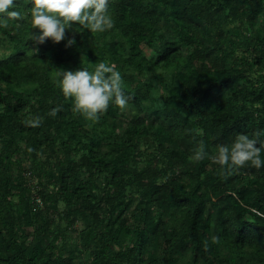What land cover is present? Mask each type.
I'll return each instance as SVG.
<instances>
[{"label":"trees","instance_id":"obj_1","mask_svg":"<svg viewBox=\"0 0 264 264\" xmlns=\"http://www.w3.org/2000/svg\"><path fill=\"white\" fill-rule=\"evenodd\" d=\"M15 3L23 19L0 27V264H74L53 231L58 203L69 226H83L73 241L88 249L86 264H264V167L225 176L190 159L201 141L212 155L237 133L259 131L264 146V0H109L112 29L72 24L78 32L71 25L58 44L36 43L30 0ZM159 24L172 36L149 61L140 44ZM239 44L245 67L235 68ZM83 58L116 65L127 108L110 103L99 122L75 111L52 69L80 70ZM27 171L48 180L42 210L22 192Z\"/></svg>","mask_w":264,"mask_h":264},{"label":"clouds","instance_id":"obj_2","mask_svg":"<svg viewBox=\"0 0 264 264\" xmlns=\"http://www.w3.org/2000/svg\"><path fill=\"white\" fill-rule=\"evenodd\" d=\"M30 23L33 29L39 31V35L32 37L38 44L51 40L58 44L65 40L66 30L72 24L82 26L93 33H104L114 27V20L109 13V0H30ZM15 0H0V27L7 28L9 21L23 19L21 12L16 9ZM74 39H68L65 47H72ZM87 67H81L77 71H66L62 67L53 68L64 97L70 98L74 109L87 121L99 122L106 113L110 103L119 109L128 107L131 97L123 91L124 81L115 64L108 62L90 63L83 58ZM62 109H52L50 116H56ZM40 117L31 121L32 127H39ZM259 131L252 137L248 134H234L230 144H219L215 154L210 155L205 150L203 141L194 149L190 159L194 162H202L205 159L219 167L225 176L244 168L246 165L257 170L264 167L261 152L264 146H258ZM264 215V214H261ZM214 243H219L218 237L212 238ZM204 250H208L207 242Z\"/></svg>","mask_w":264,"mask_h":264},{"label":"rangeland","instance_id":"obj_3","mask_svg":"<svg viewBox=\"0 0 264 264\" xmlns=\"http://www.w3.org/2000/svg\"><path fill=\"white\" fill-rule=\"evenodd\" d=\"M260 23L262 22L261 19L258 20ZM162 28V24H159L157 31H155V33L153 35H151L149 37V39H147L145 42H143L142 44H140V49L142 51V54L149 60V61H153L156 59L157 55H158V51L161 49L162 46V42L164 40H166V38H169L172 36V34L168 31V29H162L159 31V29ZM230 29H235L238 28V33L240 36H244L245 32L247 30V24L246 23H240V22H236V23H231L229 26ZM78 27L72 25L71 30H70V34H75L76 32H78ZM157 34V35H156ZM160 35L161 38L158 37V35ZM240 38V37H238ZM153 43V45H152ZM156 44V45H154ZM160 45V46H159ZM6 50L0 51V56L5 54ZM244 55H245V47L242 46L241 44H239V46L237 48H235L234 51V55L232 60L229 62V64L232 67H245V65L242 63L243 59H244ZM254 63V62H253ZM131 69V68H130ZM130 69L128 71H130ZM161 72V71H160ZM164 73V74H163ZM163 75H168L167 72H163ZM148 75H151V73H148ZM253 77V76H252ZM84 129H88L87 126L84 127ZM87 138V136H84L83 138ZM24 147V144H21V148ZM58 146L54 147V150H56L57 152ZM24 150V148H23ZM59 151V150H58ZM43 152V151H42ZM41 151H38V155L41 158L42 161H45V155L44 152L42 153ZM50 153V150L48 151ZM21 155H26L28 156L27 152H22ZM59 157H63V153L62 152H58V158ZM57 157H51L50 159H47V163L50 167H57L56 166V160L58 159ZM54 165V166H53ZM28 169V168H27ZM45 178L43 176L41 177H37L34 176L32 174H30L29 171L24 173V177L22 179V192H24L25 196H28V199L31 201H34V198L36 199H42L41 202L42 204H40V210L44 209V200L41 197V193H42V188L44 187V184L48 181L45 182ZM187 182H189L190 180H186ZM48 201V205L51 207L52 204V200H47ZM38 203V202H37ZM102 205V214L104 215V217L107 216V211H106V206L105 204H101ZM57 210L55 213V218H57V213L60 214V216L62 217V220H55L54 222V230H57L56 234L58 233H62L65 238L67 239V243L66 246L69 250L73 251V255H74V264H86L88 259H90V253L88 251V249L84 248L80 239H78V242H74L73 239L75 238V236H78L79 234H81V230L83 228V226H81V224L79 222L75 223L73 226H69L67 223V220L64 218V206L62 203H58L57 204ZM52 213V212H51ZM26 232L27 231H32V228H30L29 226H26L23 228ZM59 230H62V232H60ZM56 234L53 235H49L48 238L53 239L54 236ZM53 244L56 245L57 248L62 246V242L60 241V238L58 240H54ZM53 249L54 251L57 249ZM154 264H159L158 261H156Z\"/></svg>","mask_w":264,"mask_h":264},{"label":"built area","instance_id":"obj_4","mask_svg":"<svg viewBox=\"0 0 264 264\" xmlns=\"http://www.w3.org/2000/svg\"><path fill=\"white\" fill-rule=\"evenodd\" d=\"M38 204H42L41 199H37Z\"/></svg>","mask_w":264,"mask_h":264}]
</instances>
